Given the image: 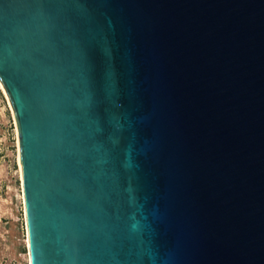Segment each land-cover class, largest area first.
Segmentation results:
<instances>
[{
    "label": "water",
    "instance_id": "95a60500",
    "mask_svg": "<svg viewBox=\"0 0 264 264\" xmlns=\"http://www.w3.org/2000/svg\"><path fill=\"white\" fill-rule=\"evenodd\" d=\"M30 264H264V0H0Z\"/></svg>",
    "mask_w": 264,
    "mask_h": 264
},
{
    "label": "rangeland",
    "instance_id": "374dc122",
    "mask_svg": "<svg viewBox=\"0 0 264 264\" xmlns=\"http://www.w3.org/2000/svg\"><path fill=\"white\" fill-rule=\"evenodd\" d=\"M0 264H30L16 121L0 84Z\"/></svg>",
    "mask_w": 264,
    "mask_h": 264
},
{
    "label": "bare ground",
    "instance_id": "6f19581e",
    "mask_svg": "<svg viewBox=\"0 0 264 264\" xmlns=\"http://www.w3.org/2000/svg\"><path fill=\"white\" fill-rule=\"evenodd\" d=\"M29 255H30V251H29Z\"/></svg>",
    "mask_w": 264,
    "mask_h": 264
}]
</instances>
